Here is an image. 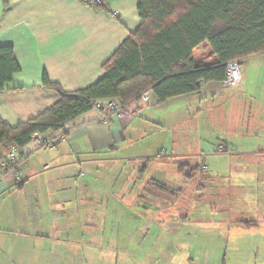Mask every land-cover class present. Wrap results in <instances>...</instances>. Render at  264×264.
<instances>
[{"label": "crops", "instance_id": "obj_1", "mask_svg": "<svg viewBox=\"0 0 264 264\" xmlns=\"http://www.w3.org/2000/svg\"><path fill=\"white\" fill-rule=\"evenodd\" d=\"M105 4L0 0V46L12 48L19 68L0 91L1 120L9 126L31 120L59 100V91L83 89L104 76V63L141 22L138 0ZM194 55L197 61L208 57ZM245 64L241 82L232 87L224 81L200 82L198 91L163 102L150 92L148 106L133 102L135 111L121 117L93 107L46 132L65 135L52 147L35 148L31 142L17 147L22 181L16 184L7 176L0 182V264H81L80 256L96 255L99 246L112 249L103 238L118 237L101 231L103 225L111 227L112 217L130 215L134 223L157 229L171 219L160 213L166 200L178 201L189 184L193 202L204 203L200 197L207 195L208 171L254 170L253 164L244 168L231 162L264 159V119L257 112L261 105L264 114V53L242 59L240 70ZM44 76L55 86L45 85ZM242 96L248 108L241 105ZM212 129L220 130L218 136ZM219 145L222 152L216 150ZM5 155L0 150V158ZM192 216L190 223L196 222ZM227 219L218 220L226 224ZM234 223L257 229L260 220ZM237 248V264H244L242 245ZM199 249L205 256L209 248L200 244ZM222 251L225 264L227 249Z\"/></svg>", "mask_w": 264, "mask_h": 264}, {"label": "trees", "instance_id": "obj_2", "mask_svg": "<svg viewBox=\"0 0 264 264\" xmlns=\"http://www.w3.org/2000/svg\"><path fill=\"white\" fill-rule=\"evenodd\" d=\"M138 1L140 25L104 63V76L83 89L59 91V100L31 120L9 126L0 119V150L62 128L96 99L116 98L128 107L150 91L163 102L198 91L200 82L224 81L231 60L264 53V0ZM195 51L208 57L197 61ZM18 70L12 48L0 46V91ZM43 82L55 86L45 76Z\"/></svg>", "mask_w": 264, "mask_h": 264}, {"label": "rangeland", "instance_id": "obj_3", "mask_svg": "<svg viewBox=\"0 0 264 264\" xmlns=\"http://www.w3.org/2000/svg\"><path fill=\"white\" fill-rule=\"evenodd\" d=\"M247 67L248 64H245L241 72ZM246 99L244 96L240 97L241 105L248 108L250 103ZM262 110V106L259 105L258 116L264 119ZM257 120L259 119L254 118L252 121ZM214 129L213 135L218 136L220 130L215 132ZM9 149L10 147L3 150L7 153ZM212 160L217 167L223 166V162H218V159ZM210 162L211 159L206 162L207 166H210ZM231 162L238 163L236 166L244 168L253 164L254 170L232 169L230 175H217L213 171H208L206 178H209L210 185L207 186V195L201 193L200 197L204 203L193 202L195 190L193 184H189L184 188L178 201L166 200L160 213L164 220L169 219L167 215L171 219L156 226L157 229L151 228L148 224L134 223V217L130 215L126 218L112 217L110 222H114L111 227L107 224L101 228L102 235L112 233L118 237L112 238L111 241L110 238H103L105 242L113 244L112 249L99 246L96 255L92 257L81 255L80 257L83 256L81 264H191L190 258L194 259L192 264H202L201 261L204 259L206 264H221L220 256L224 252L222 248L227 249L225 264H237L239 256L234 250L239 251L237 248L239 244L244 250L241 259L244 264H264V174L261 172V169H264V159H232ZM225 163L228 166V163ZM179 179L182 180V176ZM217 188H222L223 191H216ZM196 198L198 201L197 196ZM221 204L226 205L224 210L219 206ZM137 210L139 212V209ZM190 212L193 215L191 219L196 222L188 221ZM220 218L229 219L224 220L227 222L224 224L223 220H218ZM181 219H184V223H181ZM237 219L260 220V225L256 229L243 228L239 223L230 224ZM148 228L151 230L148 231ZM255 231L257 233H254ZM252 233L254 234L251 235ZM240 237L241 240H237ZM200 244H205L209 248L205 256L199 249ZM54 258L64 260L59 256Z\"/></svg>", "mask_w": 264, "mask_h": 264}, {"label": "built area", "instance_id": "obj_4", "mask_svg": "<svg viewBox=\"0 0 264 264\" xmlns=\"http://www.w3.org/2000/svg\"><path fill=\"white\" fill-rule=\"evenodd\" d=\"M83 4L91 7L102 5V0H80ZM117 13L113 12L112 16H116ZM224 82L227 86H234L241 82V70L240 62L238 60H231L226 65V74ZM149 93L146 91L141 94L137 100L138 106L145 107L149 105ZM136 102V101H135ZM93 107L104 112L113 114L115 116H123L127 112H134L135 110L128 107H124L116 98L96 99ZM107 118V117H106ZM58 138H65L63 134H47L36 133L34 134L30 142L35 148H47L52 147ZM216 150L218 152L223 151V147L219 145ZM23 156L19 152L16 146H11L4 158H0V182L3 181L7 176H11L16 184L22 181L21 164ZM203 169H207L206 166L202 165Z\"/></svg>", "mask_w": 264, "mask_h": 264}]
</instances>
